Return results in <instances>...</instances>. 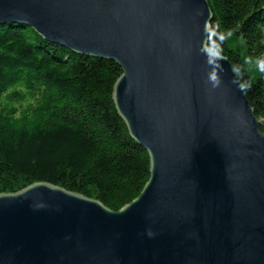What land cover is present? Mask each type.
<instances>
[{
	"label": "water",
	"instance_id": "1",
	"mask_svg": "<svg viewBox=\"0 0 264 264\" xmlns=\"http://www.w3.org/2000/svg\"><path fill=\"white\" fill-rule=\"evenodd\" d=\"M207 0H0V25L115 62L112 100L148 153L118 211L47 183L0 194V264H264V118L198 49Z\"/></svg>",
	"mask_w": 264,
	"mask_h": 264
},
{
	"label": "trees",
	"instance_id": "2",
	"mask_svg": "<svg viewBox=\"0 0 264 264\" xmlns=\"http://www.w3.org/2000/svg\"><path fill=\"white\" fill-rule=\"evenodd\" d=\"M207 2L210 23L233 32L224 55L245 69V96L264 118V73L242 64L246 55L264 56V0ZM121 74L115 62L76 53L25 25H0V194L47 183L112 211L136 199L150 161L112 100Z\"/></svg>",
	"mask_w": 264,
	"mask_h": 264
},
{
	"label": "clouds",
	"instance_id": "3",
	"mask_svg": "<svg viewBox=\"0 0 264 264\" xmlns=\"http://www.w3.org/2000/svg\"><path fill=\"white\" fill-rule=\"evenodd\" d=\"M233 32L231 30H221L219 24L205 23L203 29V39L201 40L198 51L205 56V63L208 67L206 81L212 89L219 88L222 85L221 73L224 72L223 65L220 63L225 60L224 45L231 39ZM242 64L249 70H255L264 73V56H244ZM232 72L239 80H234L240 91H247L251 87L249 81L243 80L244 68L241 66H232Z\"/></svg>",
	"mask_w": 264,
	"mask_h": 264
}]
</instances>
